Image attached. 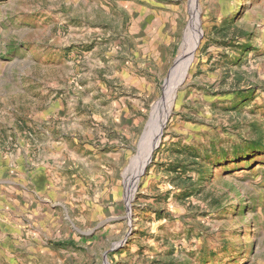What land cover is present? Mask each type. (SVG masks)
<instances>
[{"label":"rangeland","instance_id":"obj_1","mask_svg":"<svg viewBox=\"0 0 264 264\" xmlns=\"http://www.w3.org/2000/svg\"><path fill=\"white\" fill-rule=\"evenodd\" d=\"M0 264H264V0H0Z\"/></svg>","mask_w":264,"mask_h":264},{"label":"bare ground","instance_id":"obj_2","mask_svg":"<svg viewBox=\"0 0 264 264\" xmlns=\"http://www.w3.org/2000/svg\"><path fill=\"white\" fill-rule=\"evenodd\" d=\"M193 26L197 30V24L193 23ZM195 45L196 42L191 44L188 49H183V51L179 53L174 67L169 73L167 79L165 80V83L163 85V96L156 102V106H155L156 120L154 127L147 135L146 138L147 140L143 144V148L140 146L138 154L134 157L133 160L134 163L133 174L127 179V184L131 185L129 187L127 185L126 187L128 197L131 188H133L137 183L139 174L143 172L145 164L150 159L151 151L153 147L157 144L159 140V135L161 133L162 125L164 124L167 115L169 114L170 107L172 105L173 91L177 87L179 81L181 80L185 72V65L189 61V58H191Z\"/></svg>","mask_w":264,"mask_h":264},{"label":"crops","instance_id":"obj_3","mask_svg":"<svg viewBox=\"0 0 264 264\" xmlns=\"http://www.w3.org/2000/svg\"><path fill=\"white\" fill-rule=\"evenodd\" d=\"M160 20H162V21H163V20H166L165 16L163 15V16H162V19H160Z\"/></svg>","mask_w":264,"mask_h":264}]
</instances>
